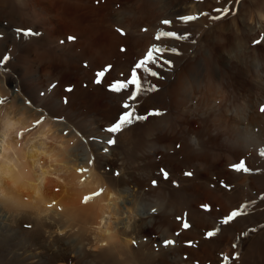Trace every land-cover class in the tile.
I'll return each instance as SVG.
<instances>
[{
  "label": "bare ground",
  "instance_id": "6f19581e",
  "mask_svg": "<svg viewBox=\"0 0 264 264\" xmlns=\"http://www.w3.org/2000/svg\"><path fill=\"white\" fill-rule=\"evenodd\" d=\"M242 1L0 0V264H264V0ZM196 12L209 15L175 26ZM161 28L190 36L155 41ZM154 43L179 54L133 103L162 115L110 146L127 93L106 84ZM241 159L251 173L230 167Z\"/></svg>",
  "mask_w": 264,
  "mask_h": 264
},
{
  "label": "snow or ice",
  "instance_id": "6c2138e0",
  "mask_svg": "<svg viewBox=\"0 0 264 264\" xmlns=\"http://www.w3.org/2000/svg\"><path fill=\"white\" fill-rule=\"evenodd\" d=\"M238 2V0H237ZM215 12L219 13V15L212 17L214 20L222 19L225 15H227L231 9L228 8H217L214 9ZM209 15L206 12H201L199 16H207ZM199 16L196 15H180L177 17L178 21L181 23H187L191 21H195L199 18ZM164 26H171L173 24V21L170 19H163L160 22ZM118 32H120L122 35L125 34L122 29H117ZM144 31H147V29H144ZM16 32L18 35H23L25 37H30L33 35H37V33L32 32L31 29H20L17 28ZM190 36V33H178L174 30H164L163 28L158 29L154 40L155 41H161L162 38H170L175 40H186ZM77 39L75 36H69L67 37L68 41L74 42ZM264 39V37H262ZM64 41H61L63 43ZM194 42V41H193ZM254 43L259 44L261 43V40H256ZM123 50V49H122ZM167 53H173V54H179L177 48L171 47L169 48L166 45H161L159 43H154L151 45V47L144 53L142 58H140L133 66L130 74L127 78L123 77V73H121V78H117L115 80H112L106 84L107 90L113 93H122L126 92L127 97L125 102L121 105L122 111L120 114L114 119V121L111 123L109 127L104 129L108 133L112 134V137L107 139L106 143L108 145H114L116 144L115 135L122 132L126 127L131 126L135 124L136 122L145 121L149 118V116H159L162 115V113L159 110H152L150 112H147L146 114H139L136 111V107L134 106L133 102L138 101V98L145 93L156 91V85L152 84L149 80L146 79V77H156L160 78V72L156 69H163L166 66L171 67L172 61L168 58H166ZM112 69V65H106L101 70L97 71L95 73V80L94 83L96 84H104L105 80L104 77H106L107 73L110 72ZM142 74L144 78H142ZM71 89H69L70 91ZM0 103H7L6 100H0ZM260 111L264 113V106H261ZM59 119V118H57ZM37 126L39 125L40 121H37ZM23 135V134H21ZM105 152L108 151L107 148L104 149ZM261 156H264V149L260 152ZM89 164L94 163V160H88ZM230 167L237 171V172H243L246 174H249L252 172V169H250L245 161L243 159L239 160V162L230 165ZM78 171L80 173H84L88 171L86 168H79ZM162 175L167 178L168 173L164 170H161ZM115 175H119V172L114 173ZM186 176H192L193 173L191 171L185 172ZM153 185H156V181L152 182ZM223 187H230L228 185H223ZM103 193V189H101L99 192L92 194L89 197L85 198V202L94 199L96 196L101 195ZM201 207L205 210H210L209 205H201ZM248 205H244V208L246 209ZM152 211L155 213L156 208H153ZM245 214L243 211H241L239 208L230 211L227 215H225L220 221L219 224L221 225H228L231 222H233L237 217ZM177 219L181 223V227L184 229H188L191 227L190 223L187 221L186 216L185 217H177ZM30 227V225H27ZM220 228L217 227L214 230H209L205 233L206 238H213L215 237L219 232ZM255 231V230H253ZM178 235V233H177ZM242 235L247 236L248 233H242ZM175 241L171 239H166L163 241L164 246L174 245ZM189 246H193L192 241L187 242ZM224 261L228 262V264H231L232 259H239V253H235L233 257L224 256Z\"/></svg>",
  "mask_w": 264,
  "mask_h": 264
},
{
  "label": "rangeland",
  "instance_id": "374dc122",
  "mask_svg": "<svg viewBox=\"0 0 264 264\" xmlns=\"http://www.w3.org/2000/svg\"><path fill=\"white\" fill-rule=\"evenodd\" d=\"M203 2H205V1H207V0H202ZM211 1V0H210ZM213 2H215V0H212ZM238 2L239 3H243V1L242 0H238ZM250 9H249V13L251 14V13H253V14H255L257 11V9H255V8H253V7H249ZM238 10H240V7L238 8V9H236V11H234V12H229V14H227V15H235V13H237V15H239V13L240 12H238ZM199 15V13L198 12H196V16H198ZM193 15V14H192ZM198 22V20H195V22L193 21H191V23L193 24V23H197ZM177 23V24H176ZM179 23V24H178ZM175 24V26L176 27H178V26H183V24H185V23H180L179 21H178V19H176V22L174 23ZM181 24V25H180ZM178 33H183L184 32V30L183 29H180L179 31H177Z\"/></svg>",
  "mask_w": 264,
  "mask_h": 264
}]
</instances>
